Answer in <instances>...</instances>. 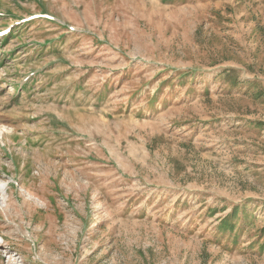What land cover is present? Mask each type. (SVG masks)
Returning <instances> with one entry per match:
<instances>
[{
    "label": "rangeland",
    "instance_id": "rangeland-1",
    "mask_svg": "<svg viewBox=\"0 0 264 264\" xmlns=\"http://www.w3.org/2000/svg\"><path fill=\"white\" fill-rule=\"evenodd\" d=\"M0 134V264H264V0H0Z\"/></svg>",
    "mask_w": 264,
    "mask_h": 264
},
{
    "label": "bare ground",
    "instance_id": "bare-ground-1",
    "mask_svg": "<svg viewBox=\"0 0 264 264\" xmlns=\"http://www.w3.org/2000/svg\"><path fill=\"white\" fill-rule=\"evenodd\" d=\"M5 127H6V126H5ZM6 131H7V129H3V130H2V132H6ZM2 132H1V133H2ZM7 132H10V131H7ZM0 135H1V134H0Z\"/></svg>",
    "mask_w": 264,
    "mask_h": 264
}]
</instances>
